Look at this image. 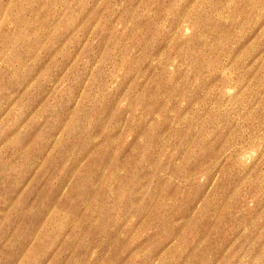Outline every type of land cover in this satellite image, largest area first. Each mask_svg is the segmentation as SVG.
Here are the masks:
<instances>
[{
    "label": "rangeland",
    "instance_id": "rangeland-1",
    "mask_svg": "<svg viewBox=\"0 0 264 264\" xmlns=\"http://www.w3.org/2000/svg\"><path fill=\"white\" fill-rule=\"evenodd\" d=\"M0 264H264V0H0Z\"/></svg>",
    "mask_w": 264,
    "mask_h": 264
}]
</instances>
